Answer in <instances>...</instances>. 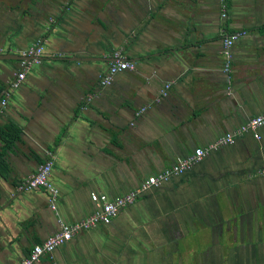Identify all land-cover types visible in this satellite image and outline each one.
Here are the masks:
<instances>
[{
    "label": "crops",
    "instance_id": "obj_1",
    "mask_svg": "<svg viewBox=\"0 0 264 264\" xmlns=\"http://www.w3.org/2000/svg\"><path fill=\"white\" fill-rule=\"evenodd\" d=\"M225 3L223 19L221 0H0V54L42 48L0 107V126L20 131L0 140V264L89 216L92 193L137 189L264 113V0ZM236 31L225 73L222 40ZM118 51L135 67L101 87ZM21 61H0L3 89ZM259 135L208 152L36 264H264V125ZM51 155L55 211L22 188Z\"/></svg>",
    "mask_w": 264,
    "mask_h": 264
},
{
    "label": "built area",
    "instance_id": "obj_2",
    "mask_svg": "<svg viewBox=\"0 0 264 264\" xmlns=\"http://www.w3.org/2000/svg\"><path fill=\"white\" fill-rule=\"evenodd\" d=\"M227 17V5L225 0H221V18ZM245 32L236 31L227 34L222 40L223 54L226 59L223 71L229 73L231 71V48L234 43L239 40ZM42 54L40 46L29 48L19 54L22 57L21 65L22 70L15 74L13 80L9 83L8 87L2 91V99L0 100V107H4L11 94L16 90L24 81L27 70L33 63H37L39 56ZM114 62H112L106 71L100 77L101 87L109 86L112 77L123 71L133 70L135 64L130 62L123 56L122 51L114 53ZM31 59V60H29ZM169 85L165 86L162 93L163 96L167 94ZM264 125V113L250 119L246 124L236 128L231 133L217 139L214 143L210 144L206 149H196L193 154L179 160L176 164L165 170L151 175L144 179L137 189L129 191L123 195L109 199L104 194H91V201L95 204V210L86 218L77 222L68 224L61 223L59 230L47 237L41 243L35 244L31 249L29 255L21 260L19 264H36L43 257H50L58 248L69 243L79 232L89 230L99 225L107 226L119 214V212L136 202V200L144 193L163 186L171 179L180 177L187 171L191 170L196 164L202 161L208 152L216 151L222 147L232 145L236 140L242 138L247 134H251L256 140L260 139L259 130ZM54 165L53 156L51 155L48 160L42 163L37 172L30 176L22 184L25 190H43L47 194V199L50 209L55 211L59 199V191L51 180V172Z\"/></svg>",
    "mask_w": 264,
    "mask_h": 264
},
{
    "label": "trees",
    "instance_id": "obj_3",
    "mask_svg": "<svg viewBox=\"0 0 264 264\" xmlns=\"http://www.w3.org/2000/svg\"><path fill=\"white\" fill-rule=\"evenodd\" d=\"M2 91H3V87L0 86V100L2 98ZM20 137V131L19 129L14 126L13 124H7L4 126H0V140L2 142H4L5 145H10L13 142H15L16 140H18ZM3 154L0 150V173H2L3 175L6 174V165L3 163L2 160Z\"/></svg>",
    "mask_w": 264,
    "mask_h": 264
},
{
    "label": "water",
    "instance_id": "obj_4",
    "mask_svg": "<svg viewBox=\"0 0 264 264\" xmlns=\"http://www.w3.org/2000/svg\"><path fill=\"white\" fill-rule=\"evenodd\" d=\"M22 57L11 54H0V61H13V60H21Z\"/></svg>",
    "mask_w": 264,
    "mask_h": 264
},
{
    "label": "rangeland",
    "instance_id": "obj_5",
    "mask_svg": "<svg viewBox=\"0 0 264 264\" xmlns=\"http://www.w3.org/2000/svg\"><path fill=\"white\" fill-rule=\"evenodd\" d=\"M250 223H252L253 221H249ZM202 246V245H201ZM205 247V246H204ZM202 250V249H201ZM237 262V261H236ZM221 264H229L227 262H221Z\"/></svg>",
    "mask_w": 264,
    "mask_h": 264
}]
</instances>
